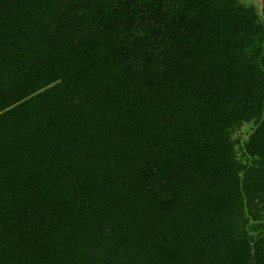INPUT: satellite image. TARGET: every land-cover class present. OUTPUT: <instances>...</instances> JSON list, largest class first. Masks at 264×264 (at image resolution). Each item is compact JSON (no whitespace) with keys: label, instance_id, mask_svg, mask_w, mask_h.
I'll use <instances>...</instances> for the list:
<instances>
[{"label":"trees","instance_id":"obj_1","mask_svg":"<svg viewBox=\"0 0 264 264\" xmlns=\"http://www.w3.org/2000/svg\"><path fill=\"white\" fill-rule=\"evenodd\" d=\"M0 264H264V0H0Z\"/></svg>","mask_w":264,"mask_h":264},{"label":"rangeland","instance_id":"obj_2","mask_svg":"<svg viewBox=\"0 0 264 264\" xmlns=\"http://www.w3.org/2000/svg\"><path fill=\"white\" fill-rule=\"evenodd\" d=\"M245 3H254L258 8H260L263 0H241ZM249 124L244 125L239 131L238 135L241 137H245L247 131L249 130Z\"/></svg>","mask_w":264,"mask_h":264}]
</instances>
